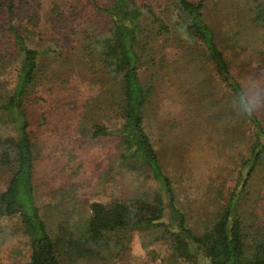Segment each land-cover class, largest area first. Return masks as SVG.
Masks as SVG:
<instances>
[{
    "label": "trees",
    "instance_id": "obj_1",
    "mask_svg": "<svg viewBox=\"0 0 264 264\" xmlns=\"http://www.w3.org/2000/svg\"><path fill=\"white\" fill-rule=\"evenodd\" d=\"M90 1L93 9L108 18L110 27L104 31L91 23L82 28L79 67L102 75L101 87L111 98H117L113 113L120 124L117 129L106 124L83 128L82 124V135L91 141H115L120 167L143 179L145 187L128 198H115L107 204L91 203L83 229L73 231L62 223L55 235L50 233L36 199L37 156L31 133L35 116L28 105L32 100L41 106L44 102H38L42 98L37 87L57 79H45L46 66L56 67L55 76L61 85L70 79L66 78L62 64L46 60L47 56L62 55L60 50L47 46L41 51L33 44L40 39L38 35L12 25L19 1L0 0V17L14 45L13 54H0V121H7L0 127V174L7 177L6 189L0 192V235L5 231L2 220H9L13 230L27 238L31 254L25 264H62L61 257L65 255L71 259L106 260L115 254L112 250L118 247L116 237L133 230L149 232L153 242H166L175 262L264 264V222L256 214V204L247 208L242 205L244 191L264 165V111L250 116L246 113L245 96L251 93L247 85H241L232 75L228 46L221 42L222 34L206 18L209 0H163L159 6L145 0H106V5ZM239 4L248 16L247 26L253 27L264 42V0ZM234 26L238 35L241 22ZM173 39L181 45L169 48L174 45L169 44ZM176 64H182L191 73L190 85L178 87L195 90L192 97L199 93L204 115L217 127L221 142H236V131L244 124H249L253 133L235 186L229 193L219 189L220 204L215 218L199 230L188 226L186 215L178 207L172 180L144 128L155 84L152 80L142 82L140 73L146 69L151 78H156L162 70L173 72ZM12 67L15 79L10 83L4 77ZM256 76L260 82L259 74ZM168 84L177 85L169 77ZM260 99L263 100L261 96ZM83 105L84 114L79 113L78 117L83 115L88 120L92 114L105 117V108L110 104L97 96L85 99Z\"/></svg>",
    "mask_w": 264,
    "mask_h": 264
},
{
    "label": "rangeland",
    "instance_id": "obj_2",
    "mask_svg": "<svg viewBox=\"0 0 264 264\" xmlns=\"http://www.w3.org/2000/svg\"><path fill=\"white\" fill-rule=\"evenodd\" d=\"M18 1L12 25L38 35L40 39L33 44L41 51L47 46L60 50L62 55L47 56L46 60L62 64L66 78L70 79L61 85L55 76L56 67L46 66L43 68L45 79H57L44 81L37 87L42 98L38 102H44L41 106L34 103L37 101H29L28 106L35 116L31 133L37 156V203L52 235L62 223L73 231L80 230L87 225L91 203L107 204L115 198H128L145 187L143 179L120 167L115 141H91L82 135V124L83 128L106 124L110 129H117L120 124L113 113L117 98H111L110 93L101 87L102 75L79 67L82 28L92 23L106 31L110 23L106 16L93 9L90 0ZM97 1L101 5L107 4L106 0ZM145 1L152 6L163 2ZM239 2L245 0H209L206 18L222 34L221 42L228 46L232 56V75L241 85H247L250 93L259 91L264 100V82L260 83L264 81V42L253 27L247 26L248 16L239 9ZM70 14L75 15L70 17ZM240 22L242 28L237 35L234 25L239 26ZM51 41L55 44H49ZM169 44H174L169 48L181 45L174 39ZM12 50L10 31L0 17V54L11 55ZM66 69L70 71L66 72ZM14 71L13 67L8 69L4 77L10 83L15 79ZM169 73L162 70L156 78H151V72L146 69L140 73L142 82L152 80L155 84L144 128L172 180L178 207L186 215L188 226L199 230L215 218L220 204L219 189L229 193L235 186L240 162L248 155L253 133L249 124H244L236 131L239 136L236 142H221L216 135L217 127L204 115L197 97L199 93L192 97L195 90L178 87L190 85L191 73L182 64L173 67L171 76ZM168 77L177 85L168 84ZM97 96L110 104L105 108L106 116L92 114L94 116L90 115L92 118L88 120H84L82 114L78 117L79 113L84 114L85 99ZM75 116V121L81 125L74 121ZM6 123L2 118L0 127ZM6 184L7 177L0 174V192L6 189ZM243 196L242 205L247 208L249 204H256V214L264 222V165L255 172ZM1 225L5 231L0 235V264L28 262L31 251L27 238L14 231L9 220H2ZM116 238L118 247L112 250L115 254L107 256L106 260L71 259L65 255L61 257L62 264H186L172 260L169 245L164 241L153 242L149 232L133 230Z\"/></svg>",
    "mask_w": 264,
    "mask_h": 264
},
{
    "label": "clouds",
    "instance_id": "obj_3",
    "mask_svg": "<svg viewBox=\"0 0 264 264\" xmlns=\"http://www.w3.org/2000/svg\"><path fill=\"white\" fill-rule=\"evenodd\" d=\"M245 99L248 101L246 106L247 115H252L254 112L264 109V100L260 99L259 91H252L251 95H246ZM259 101V103H257Z\"/></svg>",
    "mask_w": 264,
    "mask_h": 264
}]
</instances>
